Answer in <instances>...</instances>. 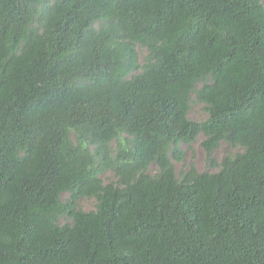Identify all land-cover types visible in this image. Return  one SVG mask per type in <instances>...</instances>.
Wrapping results in <instances>:
<instances>
[{"label": "trees", "instance_id": "1", "mask_svg": "<svg viewBox=\"0 0 264 264\" xmlns=\"http://www.w3.org/2000/svg\"><path fill=\"white\" fill-rule=\"evenodd\" d=\"M0 264H264L263 0H0Z\"/></svg>", "mask_w": 264, "mask_h": 264}, {"label": "rangeland", "instance_id": "2", "mask_svg": "<svg viewBox=\"0 0 264 264\" xmlns=\"http://www.w3.org/2000/svg\"><path fill=\"white\" fill-rule=\"evenodd\" d=\"M264 4V0H263ZM144 52V50L140 51ZM192 100H194V97H191ZM203 105L199 103H191V108L189 111V118L193 121H203L206 119V114L204 113L202 109ZM203 141V136H199L198 139L195 141L194 144L191 146L187 147L185 145L182 146V150L185 152V159L182 164H174L175 166V173L179 174L180 171H186L191 164L194 165L196 170L199 172H202L204 170H207L206 168V158H205V153L200 147L201 142ZM238 150L233 149L230 152L232 154L236 153ZM227 153V147L225 144H221L220 148L214 152L213 157L217 160L220 161L221 158ZM208 171H211L208 169ZM151 173L155 172V168H151L150 170ZM113 180V176L109 173L106 174L104 177L105 182H109ZM66 196L63 195L62 199H64ZM79 208L82 209L83 211H91L94 209V201L93 200H86L83 199L79 202Z\"/></svg>", "mask_w": 264, "mask_h": 264}]
</instances>
